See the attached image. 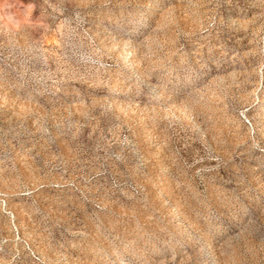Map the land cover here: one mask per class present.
<instances>
[{"label":"rangeland","instance_id":"obj_1","mask_svg":"<svg viewBox=\"0 0 264 264\" xmlns=\"http://www.w3.org/2000/svg\"><path fill=\"white\" fill-rule=\"evenodd\" d=\"M0 264H264V0H0Z\"/></svg>","mask_w":264,"mask_h":264}]
</instances>
